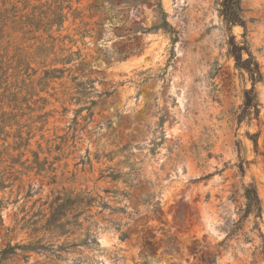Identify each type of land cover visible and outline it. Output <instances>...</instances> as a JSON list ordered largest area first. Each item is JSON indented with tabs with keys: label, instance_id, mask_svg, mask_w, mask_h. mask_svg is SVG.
Masks as SVG:
<instances>
[{
	"label": "rangeland",
	"instance_id": "374dc122",
	"mask_svg": "<svg viewBox=\"0 0 264 264\" xmlns=\"http://www.w3.org/2000/svg\"><path fill=\"white\" fill-rule=\"evenodd\" d=\"M220 1L0 0V253L16 246L0 264H142L144 235L154 264H264V0H240L230 29ZM49 4L60 29H19ZM230 35L263 74L241 123ZM249 182L262 214L239 221ZM80 194L97 200L81 215ZM57 195L70 232L35 230Z\"/></svg>",
	"mask_w": 264,
	"mask_h": 264
},
{
	"label": "trees",
	"instance_id": "16d2710c",
	"mask_svg": "<svg viewBox=\"0 0 264 264\" xmlns=\"http://www.w3.org/2000/svg\"><path fill=\"white\" fill-rule=\"evenodd\" d=\"M57 1V0H54ZM62 6L60 4L51 7V4L48 5L47 9H42V6H35L34 10L29 15L24 16V20L20 21L22 26H27V29L20 27L23 33H31L33 31H37L40 28L45 32L51 31L54 25H58L59 29L62 26V22L64 19V15L61 13ZM241 6L240 0H221L219 13L223 18L224 23L227 25V28L234 24H241L244 26V20L241 14ZM21 19V18H20ZM48 37L55 40V38L49 34ZM228 52L233 56L235 61V66L244 71L247 74L249 81L251 82V86L249 88H244L243 90V103L240 106V110L237 113V121L241 123L244 119H257L259 116V101L257 98V93L255 90V84L262 80L263 74L261 71V67L256 57L251 53L249 48L246 45V42L243 41L239 43L235 40L233 35H230L228 41ZM243 52L247 53V57H243ZM66 60V59H65ZM52 71L63 72L64 68L54 69ZM45 78L54 77L53 74H50L49 71H44ZM257 133L249 134L250 139L253 142V146L255 151L258 149L257 145ZM238 168L241 173H244V165L249 163V161L244 157H239ZM4 182L0 180V188L4 187ZM243 196H244V205L240 208L241 217L239 221L244 220L250 214H253L254 217H260L262 214L263 206L261 200L259 198L257 187L254 182H249L247 184L243 183ZM96 197H92L86 194H80V215L85 212V210L89 209L94 202H96ZM102 207L106 206V203H102ZM88 218L91 215L87 216ZM67 218V207L66 202L63 197L57 195L49 204V215L45 218V222L40 226L41 230L47 231L48 233L61 236L70 232V226H72ZM83 226V221H80V228ZM240 224L233 227L227 234L226 238L232 237L237 231L240 229ZM262 237V244L259 247V254L262 256L264 260V237L262 233H260ZM126 237L125 231L121 232L120 238L124 239ZM154 235H144L142 241L140 243V250L138 252V256L142 264H154L153 260L157 254V250L160 247L158 241L153 240ZM225 238V239H226ZM87 238L82 239V242H85ZM15 245H8L1 250L0 253V261L6 259L9 256V252H14ZM29 248L37 249V247ZM12 250V251H10ZM215 263V257L210 259V264Z\"/></svg>",
	"mask_w": 264,
	"mask_h": 264
}]
</instances>
